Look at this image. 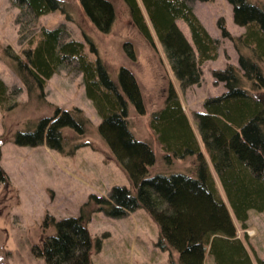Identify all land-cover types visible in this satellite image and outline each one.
Segmentation results:
<instances>
[{"label": "trees", "instance_id": "16d2710c", "mask_svg": "<svg viewBox=\"0 0 264 264\" xmlns=\"http://www.w3.org/2000/svg\"><path fill=\"white\" fill-rule=\"evenodd\" d=\"M11 2L32 19L59 10L71 21V10L77 5L90 26L102 34H108L118 17L124 16L126 27L151 59L150 70L158 74L156 94L148 96L133 67L120 63L113 71L90 35L83 31V40L64 39L63 24H41L24 40L20 53L9 45L0 46V58L25 91L24 100H14L21 88L9 93L0 78L4 128L0 145L8 141L45 144L71 155L82 145L97 149L89 142V136L95 135L106 146V157L129 181L128 186H112L107 196L89 194L76 215L58 219L45 215L39 238L31 246L33 254L47 264H93L92 254L101 242L87 228L91 215L103 211L121 216L142 207L156 222L155 245L168 252L171 264H205L206 253L215 264H252L234 219L245 229L248 210L264 208V0H229L233 21L245 28L239 35L229 34L224 22H218L222 35L230 37L238 52V64L211 70L224 91L206 97L203 110L193 113L198 136L168 73L171 68L181 87L197 84L202 62L218 56V39L198 19L192 0H140L166 62L137 0ZM178 18L188 25L190 40L177 25ZM133 40H123L121 50L135 63L138 55ZM61 67L81 74L85 95L100 118L97 124L78 106L61 108L46 100L47 80ZM14 110L26 114L12 130L6 123ZM132 116L148 117L147 136H137ZM154 143L166 163L180 158L189 165L183 171L152 173ZM5 178L0 170V181ZM257 261L264 264V257Z\"/></svg>", "mask_w": 264, "mask_h": 264}, {"label": "rangeland", "instance_id": "374dc122", "mask_svg": "<svg viewBox=\"0 0 264 264\" xmlns=\"http://www.w3.org/2000/svg\"><path fill=\"white\" fill-rule=\"evenodd\" d=\"M137 1L152 31L159 54L166 62L164 50L153 33L148 16L140 0ZM191 5L209 34L218 39V56L215 60L202 62L201 78L197 84L181 87L171 68L168 73L192 129L198 136L193 113L203 110L202 102L206 97L224 91L222 82L215 81L211 70L223 68L228 63L238 64V52L230 37L222 35L218 22L222 20L231 35H239L245 28L233 21L229 0H192ZM71 11L73 21L67 20L59 10L32 19L29 15H23L11 0H0V46L9 45L14 52L20 53L24 40L41 24L48 27L63 24L64 39L83 40L85 31L96 42L99 53L113 71L120 63L130 65L138 75L143 92L154 97L158 74L150 70L153 67L151 59L146 56L143 44L126 27V18L119 16L112 30L108 34H102L90 26L77 5ZM176 23L190 40V30L186 22L178 18ZM128 37L134 39L138 55L135 63L129 62L123 49L121 50L122 41L129 39ZM0 78L7 85L9 93L14 87H20L21 90L13 98L24 100L25 91L21 82L1 58ZM44 92L49 102L61 108L78 106L93 124L99 122V116L85 95L81 74L75 70L65 67L58 69L47 80ZM1 113L0 110V134L4 129ZM25 114L26 112L14 110L6 123L8 128L13 130L18 127ZM147 118H133V129L137 136L144 137L149 134ZM89 139L97 149L91 144L82 145L71 155L61 154L45 144L29 146L8 141L0 145V170L6 176L5 180L0 181V264H47L31 250V246L39 238V226L45 215L56 219L76 215L79 206L89 194L107 196L112 186L129 185L123 171L106 157V146L99 143L95 135L89 136ZM153 149L156 161L152 166V173L183 171L189 165L188 161H181L180 158L168 164L155 143ZM208 165L214 174L210 162ZM213 176L216 179V175ZM221 195L227 204L222 191ZM234 222L237 235L242 239L251 263L259 264L257 258L264 257V208L248 210L245 228L248 234L237 220L234 219ZM87 228L101 242L100 249L92 254L93 264H171L168 252L155 245L158 237L156 222L142 207L121 216H109L103 211H96L91 215ZM205 264H215L208 253L205 255Z\"/></svg>", "mask_w": 264, "mask_h": 264}]
</instances>
